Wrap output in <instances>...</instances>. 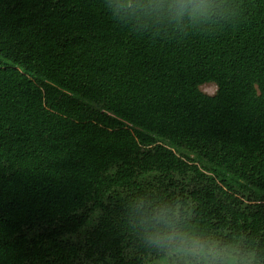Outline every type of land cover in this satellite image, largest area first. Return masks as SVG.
<instances>
[{
    "label": "trees",
    "instance_id": "obj_1",
    "mask_svg": "<svg viewBox=\"0 0 264 264\" xmlns=\"http://www.w3.org/2000/svg\"><path fill=\"white\" fill-rule=\"evenodd\" d=\"M196 2L0 0V264H264V0Z\"/></svg>",
    "mask_w": 264,
    "mask_h": 264
},
{
    "label": "clouds",
    "instance_id": "obj_2",
    "mask_svg": "<svg viewBox=\"0 0 264 264\" xmlns=\"http://www.w3.org/2000/svg\"><path fill=\"white\" fill-rule=\"evenodd\" d=\"M169 7L177 18L185 15L194 18L210 14V9L201 6L196 0H173ZM148 239L160 249L162 264H167L170 260L173 264H256L254 252L240 258L239 251L229 245L189 236L171 224L167 233L157 232Z\"/></svg>",
    "mask_w": 264,
    "mask_h": 264
},
{
    "label": "rangeland",
    "instance_id": "obj_3",
    "mask_svg": "<svg viewBox=\"0 0 264 264\" xmlns=\"http://www.w3.org/2000/svg\"><path fill=\"white\" fill-rule=\"evenodd\" d=\"M199 90L206 95H212L215 91V86L213 84L206 83L201 85Z\"/></svg>",
    "mask_w": 264,
    "mask_h": 264
}]
</instances>
